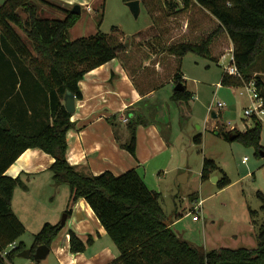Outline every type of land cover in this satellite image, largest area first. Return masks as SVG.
<instances>
[{"label":"trees","instance_id":"obj_1","mask_svg":"<svg viewBox=\"0 0 264 264\" xmlns=\"http://www.w3.org/2000/svg\"><path fill=\"white\" fill-rule=\"evenodd\" d=\"M38 2L58 7L65 16L45 17L40 13ZM141 2L151 14L152 25L132 35L129 47L118 26H113L114 33L98 29L96 33L70 39L69 30L82 13L74 14L72 8L59 6L51 0L0 3L3 29V32L0 30V249L17 243L7 255L11 263H15L19 253L26 249L23 241H19L26 226L14 211L13 198L18 186H27L20 176L12 177L6 171L23 152L37 147L55 158L50 166L52 179L58 185L69 186L71 204L85 198L119 249L117 258L109 264H264V224L257 233L255 247L205 250L181 237L170 226L161 205V193L152 190L136 168L120 175L111 171L96 175L85 173L68 160L67 132L76 123L66 109L65 93L71 90L77 99H82L79 83L86 73L114 58L123 61L142 95L164 87L171 80L175 84L184 83V90L174 88L172 94V99L179 104H188L193 97L181 70L184 56L195 53L219 62L225 54L224 46L218 51L215 49L226 39L234 44L242 77L224 73L221 84L243 86L254 78L252 69L264 54V0ZM103 17L101 12L99 26ZM185 22L186 27H183ZM13 25L26 33L33 53ZM24 59L29 61L28 65L23 63ZM255 83L264 98V80L257 76ZM18 88L24 92L16 100ZM126 115L130 117L127 122L130 134L121 146L136 156L137 127L148 125L150 119L134 110L127 111ZM29 118L34 123L32 127H29ZM253 120L252 128L245 131L219 129V135L238 132L234 140L253 146L261 156L264 152L263 125L255 116ZM195 141L202 143L203 135H197ZM214 174L219 176L220 188L231 183L216 160L205 156L201 177L210 180ZM258 195L264 210V193L259 191ZM65 212L70 215L72 208ZM63 227L61 221L46 222L34 235L32 253L39 245L51 246ZM69 234L73 254L86 251L93 243L91 237L84 241L72 229ZM0 264L9 263L0 256Z\"/></svg>","mask_w":264,"mask_h":264},{"label":"rangeland","instance_id":"obj_2","mask_svg":"<svg viewBox=\"0 0 264 264\" xmlns=\"http://www.w3.org/2000/svg\"><path fill=\"white\" fill-rule=\"evenodd\" d=\"M4 1L0 0V3ZM51 1L65 8H72L76 3L81 4L82 15L76 25L69 30L70 39L96 33L98 29L114 33L113 26H118L124 32L126 45L128 38L131 40L132 35L145 29L144 27L152 21L151 14L144 4H141L139 16L135 17L127 2L123 0ZM38 4L40 13L45 17L65 16L58 7L41 2ZM20 12L26 17L23 10ZM101 12L104 13V17L99 26ZM13 27L33 53L26 33L16 25ZM0 30L3 32L1 26ZM221 46H224L223 53H227L234 44L226 39L220 42L215 50L218 51ZM1 49H4L2 44ZM23 63L28 65L29 61L24 59ZM224 64L222 60L217 62L195 53L184 56L181 70L187 80L188 89L194 90V96L190 103H182L183 106L172 105L170 108L168 104L163 103L162 109L166 115L163 119L154 113L149 116L159 125L168 148L162 150L148 166L143 165L139 168L148 186L161 193V205L168 220H178L174 229H177L183 238L205 250L222 247L221 245L231 248L255 247L257 233L264 224L263 201L258 195L259 191L264 193V156H258L253 146H246L240 140H228L216 133L219 129L234 131L254 126L253 118L245 115V109L253 103L251 92L245 86L221 84ZM252 75L254 78L251 81L257 76L264 80V54L259 56L257 64L252 69ZM23 92L24 89L18 88L14 99L18 100ZM219 101L224 102L223 107L218 106ZM213 112L217 113L218 117H213ZM262 125L261 144L264 146V120ZM199 134L203 135L202 143L195 141ZM205 156L214 158L225 170L231 179L229 185L220 188L217 182L212 180V177L218 174H214L210 180L202 179L201 171ZM245 157L247 160L243 161ZM185 173L187 180L181 181L180 175ZM49 182L53 188L52 192L48 191V185L44 191H41V188L37 189L35 184L31 185L30 191L33 196L39 193L46 197L48 193L63 195L64 190L69 194L70 188L67 184L60 186L52 178ZM25 189L21 186L16 188L14 197L16 208ZM200 199L203 200L199 210L201 217L194 220L193 215L197 214L194 208ZM53 204L58 202L53 200ZM63 215L64 212L60 216V221ZM26 225V230L19 241H23L26 248H30L34 243L36 231L33 226L29 227V223ZM234 234H237V237ZM54 258L51 253L47 259L38 263L33 259L18 256L14 262L55 264Z\"/></svg>","mask_w":264,"mask_h":264},{"label":"crops","instance_id":"obj_3","mask_svg":"<svg viewBox=\"0 0 264 264\" xmlns=\"http://www.w3.org/2000/svg\"><path fill=\"white\" fill-rule=\"evenodd\" d=\"M151 25L152 21L144 28ZM183 27H186V22ZM79 84L83 98H76V110L71 117L76 126L67 132V157L71 164L77 165L85 173L96 175L104 171L120 175L131 168H136L139 172L141 166H148L162 150L168 148L159 125L149 116L154 113L159 118H165L163 103L168 104L170 108L172 105H180L172 99L176 85L174 81L171 80L164 87L142 95L134 85L123 61L114 58L86 73ZM186 87L188 88L187 80ZM190 91L194 96V90ZM131 110L142 112L150 119L148 125L141 124L137 127L136 156L121 146L130 134L128 121L125 122L123 117ZM33 124L29 118V127ZM216 131L219 134V130ZM54 161L55 158L51 154L36 147L27 149L10 165L6 174L12 177L20 176L27 186L17 208L13 198L14 211L25 225L29 223V227L33 226L38 233L46 222H60L62 212L66 213L68 208H72L64 227L52 242L48 256L51 253L54 255L55 264H109L117 258L119 249L85 198L71 204V191L68 194V191L64 190L63 195L48 193L47 197L43 193L37 196L31 193V185L34 184L37 189L41 188V191L48 185V191L52 192L49 179L52 178L50 166ZM143 179L145 180L144 177ZM180 179L186 181L187 173L181 174ZM53 200L58 204L54 205ZM168 221L172 228L178 222L174 219ZM70 229L77 232L84 241L92 238L93 243L87 246L86 251L75 254L70 252ZM175 231L178 232L177 229ZM234 235L237 237V234ZM217 241L219 242V239Z\"/></svg>","mask_w":264,"mask_h":264},{"label":"built area","instance_id":"obj_4","mask_svg":"<svg viewBox=\"0 0 264 264\" xmlns=\"http://www.w3.org/2000/svg\"><path fill=\"white\" fill-rule=\"evenodd\" d=\"M222 60V63L225 62L224 64V73L226 74H229V75H234V76H238V77H242V73L236 63V59H235V54H234V47L231 48V50H228L227 53L223 54L221 59ZM245 87H248L250 92H251V98L253 100V103L252 105L248 106L246 109H245V115L246 116H250L253 118V116H255L256 118L260 119L261 121L264 120V98L262 96H260L259 94V90H258V87L255 83V80L254 81H250V82H245V84L243 85ZM218 106L220 107H223L224 106V102H221L219 101L218 102ZM210 108L212 109V106H210ZM123 120L125 122H127L129 120V117L128 116H124L123 117ZM247 160V157L244 158L243 161H246ZM202 204H203V200L200 199L196 205H195V208L194 210H196L197 214H194L193 215V219L194 220H199L200 219V214H199V210L201 209L202 207ZM16 242H13L11 243L8 248L4 249V250H1L0 249V256L5 258L6 261L9 263V264H15V263H11L9 260H8V252L14 248L16 246ZM29 264H32V263H29Z\"/></svg>","mask_w":264,"mask_h":264},{"label":"water","instance_id":"obj_5","mask_svg":"<svg viewBox=\"0 0 264 264\" xmlns=\"http://www.w3.org/2000/svg\"><path fill=\"white\" fill-rule=\"evenodd\" d=\"M127 5L129 6L131 12L135 15V17H138L140 12H141V0H129V1H127ZM71 11L74 14H81L82 13L81 4L80 3L74 4ZM129 41H130V39L128 38L127 43H126L127 47H129ZM175 89L176 90H184L185 84L180 82V83L175 85ZM64 101H65L66 109L70 113L73 114L76 110V95L74 94V92L71 90H67L65 93V96H64ZM212 116L217 117V113L213 112ZM216 133H218V131H216ZM238 134H239L238 132H233L231 134H227L225 132L223 133V135L225 137L230 138V140H234L238 136ZM262 155L264 156V152H262ZM180 180L184 181L183 179H180ZM212 180L214 182H217L218 176L214 175L212 177ZM66 220H67V214L64 213L62 220H61V224L65 225ZM50 250H51V246H48L46 244H42L36 248L34 253H32L31 248H26L23 251H21L18 256L26 258V259H34L36 262L40 263L42 260L47 258L48 254L50 253Z\"/></svg>","mask_w":264,"mask_h":264}]
</instances>
